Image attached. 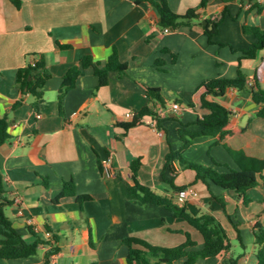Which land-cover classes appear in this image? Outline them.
I'll return each instance as SVG.
<instances>
[{"label":"crops","instance_id":"0c3cea01","mask_svg":"<svg viewBox=\"0 0 264 264\" xmlns=\"http://www.w3.org/2000/svg\"><path fill=\"white\" fill-rule=\"evenodd\" d=\"M167 1L174 13L185 15L200 8L204 0ZM206 1L191 24L166 33L159 27L155 5L147 0H0V118L24 98L10 114L11 139L0 147V170L7 197L14 201L20 195L25 215L20 217L14 204L13 220L5 208L3 212L28 243L36 237L26 218L40 227L38 236L52 242L41 246L35 256L0 259V264H129L124 241L132 237L175 248L189 234L196 249L203 246L197 230L163 207L140 203L129 188L134 185L131 164L140 160L139 182L177 201L178 192L162 175L165 158L171 149L182 146L177 135L182 123L198 130L193 123L202 112L189 106L198 104L197 91L204 82L235 79L241 70L251 84L264 90V77L254 82L264 50L254 59H241L239 52L256 43L254 36L244 33V25L264 30V4L247 9L250 0ZM225 9L219 34L211 43L204 23L221 19ZM114 50L128 65L126 74L112 72L108 85L98 88L93 69L82 70L76 88L65 95L62 115L59 91L67 72L81 66L87 56L106 64ZM172 55L177 57L175 62ZM160 58L165 65L156 64ZM39 60L45 61L51 79L37 117L34 98L22 95L16 78L21 68ZM147 88L160 89L166 101L165 108L153 107L157 114L164 111L169 116L158 123L161 134L153 128L157 119L151 116L130 130L123 127L134 120L127 118L128 113L150 106ZM176 101L181 102L182 114L171 109ZM219 102L232 112L236 126L247 128L243 142L216 145L215 138L202 137L185 152V158L220 173L229 169L256 173L260 186L248 193L252 203L246 206L242 195L216 186L210 188L212 196L194 171L177 162L175 185L192 187L196 195L187 203L190 213L215 216L231 241L230 251L196 264H231L233 259L238 264H257L254 227L258 222L264 227V118L247 89H231ZM108 167L111 175L103 170ZM70 181L75 183L76 197L56 202L64 182ZM79 196L91 200L80 205ZM234 240L240 245L239 254L233 250ZM52 245L58 252H53Z\"/></svg>","mask_w":264,"mask_h":264},{"label":"trees","instance_id":"16d2710c","mask_svg":"<svg viewBox=\"0 0 264 264\" xmlns=\"http://www.w3.org/2000/svg\"><path fill=\"white\" fill-rule=\"evenodd\" d=\"M139 3L142 0H133ZM152 2L159 13V27L161 31L169 30L176 31L183 26H187L200 16V9L207 5L204 0L200 8L190 9L185 15H178L172 11L167 0H147ZM255 6H263L256 4L255 0H250ZM222 12V18L219 20H207L204 26L205 34L209 41L213 43V39L219 34V26L222 23L225 13ZM244 33L252 35L256 38V43L253 47L239 50L241 59H254L257 53L264 50V30L259 27L244 25ZM151 37L148 39L150 41ZM224 46L222 43H215ZM168 51L164 50V53ZM172 60L175 62L177 57L172 55ZM158 66H163L166 63L160 58L156 61ZM93 69L94 74L99 80L98 88L108 85L109 76L112 72H118L120 75L126 74L128 65L120 61L117 50H114L106 64L96 62L91 56L83 59L81 66H76L70 69L64 77L62 88L59 91L60 111L63 115L64 99L67 92L76 88L78 85L82 70ZM264 77V59L261 65L257 68L254 76V82L259 81ZM51 79V74L46 68L44 60L33 61L26 67L21 68L16 78V87L20 90L23 96L31 95L34 98L33 107L39 117L40 106L45 102L44 90ZM231 89L244 90L247 89L252 94L254 103L260 106L258 115L264 118V90L256 88L250 83L246 75L239 70L235 79H213L204 82L197 91L198 104H191L189 107L202 112V115L193 123L198 130H191L190 125L181 124L177 130V135L182 143L179 150H170L166 155L163 169V177L174 192H180L187 187H179L175 185L174 174L176 173L174 164L177 162L181 168L189 169L196 173L197 180L202 181L209 188L216 186L223 191L235 192L243 197L244 205L248 206L252 203V198L248 195L249 191L260 186V182L254 172H245L229 169L226 173H220L214 169L206 168L196 163H191L185 159V152L194 144L196 140L202 137H213L216 140V145L225 144L229 140H234L236 143H242L247 132V128L238 127L232 120V112L219 102L226 93ZM146 96L150 102V106L138 111L131 123L124 124L123 127L130 130L142 124V119L145 117H153L157 119L159 125L163 122L159 114L155 112L153 107L160 104L163 108L166 107V101L162 96L161 90L157 88H147ZM24 102L22 97L17 101L10 112L0 118V147L6 144L10 139L9 128L11 125V112L19 108ZM181 104V102L176 101ZM242 141V142H241ZM234 146H237L234 143ZM142 168L140 160H136L131 164V174L134 180V185L130 186L129 190L137 201L144 205L159 206L167 209L172 213L174 218L185 221L188 225L197 230L203 237L204 244L200 249H196L197 245L186 234L187 241L175 248H164L154 246L146 241L138 238H127L124 244L129 248L128 263L129 264H196L199 260L214 259L222 256L224 253L231 250V241L228 233L219 220L211 214H203L194 216L190 213L187 204L179 205L174 196L161 195L156 193L151 188L142 185L138 180V172ZM104 170V168H103ZM169 175L171 177L169 178ZM263 190H264V177ZM8 190L4 176L0 170V259L1 260H17L26 259L38 254L39 249L43 245H51V241H46L38 236L30 228L29 230L36 237L33 243H28L23 235L14 227L12 220L7 217L3 209L8 205H13L14 201L7 197ZM76 187L74 181L64 182L63 191L57 198L56 202L67 197H76ZM80 205L90 201L89 196L77 197ZM219 202L225 208L224 202L219 199ZM264 205V199L261 202ZM264 214V209L262 211ZM236 229L238 228L235 225ZM255 244L257 246L256 256L257 264H264V227L258 222L255 225ZM238 230V229H237ZM239 240L241 237L239 235ZM56 241V238H52ZM54 246V245H52ZM53 252H58V248L54 246ZM231 264H238V259H233Z\"/></svg>","mask_w":264,"mask_h":264},{"label":"built area","instance_id":"2783aa9c","mask_svg":"<svg viewBox=\"0 0 264 264\" xmlns=\"http://www.w3.org/2000/svg\"><path fill=\"white\" fill-rule=\"evenodd\" d=\"M256 4H264V0H255ZM253 7V3H248L246 5L247 9H251ZM164 32L168 33L170 32L169 30H165ZM171 109L174 113L176 114H182L183 113V108L181 106V104L179 103H174L171 106ZM136 114L134 113H128L126 116L128 119H133L135 117ZM167 113L164 111H161L159 113L160 117H166ZM153 128L161 134V129L158 128V121L156 120L153 123ZM105 173L107 175H111V171H110V167L104 169ZM196 195V191L192 188V187H187L185 189H183L182 191L177 193V203L179 205H185L187 204L192 198H194V196ZM23 204V199L20 195H15L14 197V205L18 208V215L20 217H24V211L21 208V205ZM26 224L33 230L34 233H40V227L38 225H36V223L34 222V220L32 218H26Z\"/></svg>","mask_w":264,"mask_h":264},{"label":"rangeland","instance_id":"374dc122","mask_svg":"<svg viewBox=\"0 0 264 264\" xmlns=\"http://www.w3.org/2000/svg\"><path fill=\"white\" fill-rule=\"evenodd\" d=\"M172 104H174V102ZM199 165H201V163H199ZM13 209L14 208L11 205H8L5 207V214H7L12 220L14 218V217H12V210ZM233 244H234V247H233L234 252H237L236 254H239L241 252V248H240L239 243L236 240H234Z\"/></svg>","mask_w":264,"mask_h":264},{"label":"water","instance_id":"95a60500","mask_svg":"<svg viewBox=\"0 0 264 264\" xmlns=\"http://www.w3.org/2000/svg\"><path fill=\"white\" fill-rule=\"evenodd\" d=\"M204 24H207V22H205Z\"/></svg>","mask_w":264,"mask_h":264}]
</instances>
